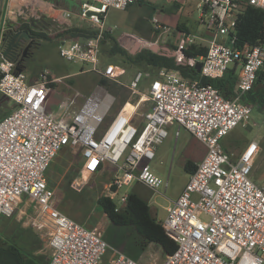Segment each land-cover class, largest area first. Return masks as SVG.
I'll return each instance as SVG.
<instances>
[{
  "label": "built area",
  "instance_id": "obj_1",
  "mask_svg": "<svg viewBox=\"0 0 264 264\" xmlns=\"http://www.w3.org/2000/svg\"><path fill=\"white\" fill-rule=\"evenodd\" d=\"M83 1L81 18L89 19L98 34L62 38L60 57L90 65L100 79L124 86L139 98L132 110L126 109L127 101L113 113L116 98L101 84L89 96L65 93L58 98L59 83L66 77H53L48 69L27 76L16 53L4 56V34L25 22L21 12L5 0L0 23V96L15 106L0 118V221L14 217L25 197L37 204L28 226L48 232V264H140L112 248L99 230L58 208L48 170L62 150L77 149L82 160L76 183L85 185L112 167L109 193L104 197L115 202L120 190L134 185L157 191L168 184L151 171L148 162L168 138V129L178 125L176 138L183 128L205 146L206 154L167 210L162 225L177 248L163 264H264V187L251 177L258 144L250 142L237 155L223 146L233 131L249 127L253 108L243 103V96L258 80L264 85V45L235 47L239 14L246 5L264 11V0H197L201 23L208 32V53L187 59L185 51L199 39L187 32L179 33L175 45L177 63L195 69L200 63L205 79H221L238 64L234 99H226L213 85L167 69L157 72L146 93L138 91L142 73L129 84L119 82L117 68L103 63L104 20L111 9L126 11L136 0ZM65 16L70 18L71 13ZM153 25L156 31L162 29L156 18ZM108 33L115 34L113 30ZM144 106L147 111L139 113ZM137 115L141 123H136ZM128 196L116 203L117 210L125 207Z\"/></svg>",
  "mask_w": 264,
  "mask_h": 264
},
{
  "label": "rangeland",
  "instance_id": "obj_2",
  "mask_svg": "<svg viewBox=\"0 0 264 264\" xmlns=\"http://www.w3.org/2000/svg\"><path fill=\"white\" fill-rule=\"evenodd\" d=\"M58 1L65 2L58 5L59 9L69 10L72 22L84 26H94L89 19L81 18L79 6L84 2L83 0ZM137 2L138 0L126 11L111 9L104 20L106 32L113 30L115 34L109 35L114 37L129 54L135 55L145 49L173 56L174 47L179 43L180 36L177 29L179 26H186L188 33L199 38L195 40L197 45L208 46V32L201 23V12L198 9L199 2L197 0H145L146 5L143 6ZM24 11L27 13L28 20L41 15V12L33 6H26ZM154 18L158 19L162 26L159 31L154 28ZM45 20L48 26L43 28L40 33L47 35L48 39L40 40L35 54L25 62L27 67L25 74L38 76L43 69H48L52 72L53 77H66L59 83L58 98H61L65 93L66 95L73 93L83 96L91 95L100 84L99 76L91 71L90 65L69 63L60 57L58 45L62 37L59 34L65 30L66 26L57 19L45 18ZM85 29L88 28L85 27ZM109 47L110 41L105 46L102 43V51H106ZM102 58L105 65L112 64L117 68V78L121 83L129 84L137 73H142L144 77L138 87V91L141 93L148 91L152 79L157 74L156 69L146 65L135 66L125 63L120 56L109 58L108 54L104 53ZM83 71L85 72L83 73ZM128 96L127 101L130 105H135L139 95L132 94L128 90ZM121 105L119 99L116 98L113 113L117 112L122 107ZM14 106L12 101H5L0 108V118ZM252 108L249 127L233 131L225 138L223 146L237 155L250 142L257 143L258 154L254 160L251 177L258 186L264 187V106L258 108L253 105ZM147 109L144 106L139 113L146 112ZM136 123H141V117L138 115ZM178 128L179 126L175 125L168 129V138L156 148L155 159L148 162L151 171L163 183H167V187L162 186L157 191H152L143 185L124 188L115 197V203H118L124 195L136 192L148 203L151 214L157 222L161 224L165 222L168 216L167 210L180 197L189 182L190 175L186 172L185 166L189 162L195 161L205 148L200 141L183 128L180 129V135L176 138ZM81 160L82 156L79 150L66 148L55 157L50 166L48 180L56 196L58 208L77 222L99 230L112 248L132 257L140 264H163L166 256L159 246L152 245L140 255L137 234L130 228L113 226L97 206V200L109 193L107 188L112 180L113 168L109 167L103 175L81 185L75 182ZM69 176L73 181L68 188L66 181ZM22 203L24 206L16 211L14 217L3 218L0 221V244L13 243L23 249L27 255L50 257L48 232L47 234L46 232L40 233L28 226V220L36 211L37 204L25 197L22 198ZM21 212L25 214H21Z\"/></svg>",
  "mask_w": 264,
  "mask_h": 264
},
{
  "label": "trees",
  "instance_id": "obj_3",
  "mask_svg": "<svg viewBox=\"0 0 264 264\" xmlns=\"http://www.w3.org/2000/svg\"><path fill=\"white\" fill-rule=\"evenodd\" d=\"M137 3L140 6L146 5L145 0H138ZM17 29L27 31L32 38H38L39 40L48 39V36L44 33H37L31 30L30 26L25 22H22ZM177 29L179 33H188L186 26H179ZM97 34L98 31L94 29L68 28L62 31L59 36L62 38L68 37L76 39L93 38L97 36ZM236 36V48L264 45V11L246 5L242 13L239 14L236 23ZM109 41L110 47L106 51H102V54L107 53L109 58L120 56L124 59L125 63L135 66L146 65L147 67L156 69L157 72L160 69L179 71L186 78L199 80L202 84L213 85L226 99H234L238 95V64L230 68L221 79H205L195 68H189L178 64L174 56L159 54L152 50L145 49L139 51L135 55H131L126 49L119 45L114 37L109 35V33H105L103 46ZM175 49L176 47H174V50ZM207 53V47L192 45L185 51V56L187 59H198L200 57H206ZM20 67L22 70L27 68L23 63L20 64ZM99 83L119 99L120 104H122L121 106L127 102L129 97L127 88L103 78L99 79ZM242 101L245 104L250 106L254 105L258 108L264 106V85L261 80L257 81L252 91L243 96ZM196 169L197 164L193 162H189L185 166V170L189 174L194 173ZM79 171L76 174L77 176L79 175ZM72 181L73 179L69 176L66 181V187L69 188ZM97 206L113 226L118 228H130L137 234V246L140 255L143 254L150 245L159 246L165 256L172 255L176 251V243L166 234L163 225L158 223L152 216L148 203L136 192H131L129 194L127 204L121 210H117V205L113 200L104 196L97 200ZM49 258L50 257L44 255H27L24 253L23 249L13 243L0 244V264H48Z\"/></svg>",
  "mask_w": 264,
  "mask_h": 264
},
{
  "label": "crops",
  "instance_id": "obj_4",
  "mask_svg": "<svg viewBox=\"0 0 264 264\" xmlns=\"http://www.w3.org/2000/svg\"><path fill=\"white\" fill-rule=\"evenodd\" d=\"M10 3H11L12 8L15 11H19V13L21 12L22 21L27 19V16H26L27 13L24 11L26 6H33L38 11H40L45 16L46 19L51 18V19H57L58 21H60L61 24H64L66 26L65 29H68V28H82V29L84 28L85 29V27H87L88 29H92V28L95 29V26L79 25L77 23L72 22L70 19L71 17L66 18L65 13L70 12V11L65 10V9H59L60 7L58 6L61 3H65L64 1L60 2L58 0H10ZM76 6L78 7V4ZM127 106H132V105L128 104ZM202 146L205 147L203 144ZM205 154H206V148H204V152L195 161H192V162L194 164L200 163L205 157ZM151 246L152 245H150V247Z\"/></svg>",
  "mask_w": 264,
  "mask_h": 264
},
{
  "label": "flooded vegetation",
  "instance_id": "obj_5",
  "mask_svg": "<svg viewBox=\"0 0 264 264\" xmlns=\"http://www.w3.org/2000/svg\"><path fill=\"white\" fill-rule=\"evenodd\" d=\"M4 2H5V0H4ZM4 2L3 3L0 2V23L2 20L3 12H4ZM25 23H27L30 26L31 30H34L37 33H40L43 28H47V26H48V24L45 20V16L42 13L38 18H35V19L32 18L30 20L26 19ZM17 30L24 32V31L19 30V29H17ZM32 40L34 41V43H33L32 47L30 48V50L28 51L26 57H24V52H25V49L27 48L29 42H26L24 40L20 41L18 44L17 50L14 51V53H16V55H17V60L19 61L20 64L21 63L25 64L27 59L32 57L35 54V52L37 51L40 40L38 38H32ZM4 103H5L4 98L2 96H0V108L4 105Z\"/></svg>",
  "mask_w": 264,
  "mask_h": 264
},
{
  "label": "water",
  "instance_id": "obj_6",
  "mask_svg": "<svg viewBox=\"0 0 264 264\" xmlns=\"http://www.w3.org/2000/svg\"><path fill=\"white\" fill-rule=\"evenodd\" d=\"M0 2L3 3L4 0H0ZM22 40L29 42L24 52V57H26L34 41L32 40L31 36L29 35L27 31L21 32V31H18L17 28H13V27L9 28L4 34V43H5L4 56L9 57L12 53H14V51L17 50L19 42ZM201 68H202V65L198 63L196 66V70L198 71L199 74L201 73ZM21 72L22 70L18 69V73H21ZM4 101H9V100L4 97Z\"/></svg>",
  "mask_w": 264,
  "mask_h": 264
},
{
  "label": "bare ground",
  "instance_id": "obj_7",
  "mask_svg": "<svg viewBox=\"0 0 264 264\" xmlns=\"http://www.w3.org/2000/svg\"><path fill=\"white\" fill-rule=\"evenodd\" d=\"M125 107H126V109L129 110V111L133 109V106H127V105H126Z\"/></svg>",
  "mask_w": 264,
  "mask_h": 264
}]
</instances>
